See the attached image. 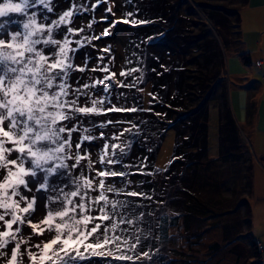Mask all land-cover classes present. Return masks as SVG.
I'll return each instance as SVG.
<instances>
[{
    "label": "rangeland",
    "instance_id": "1",
    "mask_svg": "<svg viewBox=\"0 0 264 264\" xmlns=\"http://www.w3.org/2000/svg\"><path fill=\"white\" fill-rule=\"evenodd\" d=\"M168 1L172 10L177 11L178 14V18L173 20V24H176L179 30L182 29L184 35L179 39L180 42L176 41L170 47L162 43L160 45L149 43L147 46H150L153 52L158 53L159 62L179 57L187 66L188 72L185 70L182 78L180 77L181 86L179 85V91L175 94V98L173 96L174 101L179 100L177 103L175 102L176 105L185 106L184 110L187 111L183 110L184 114L181 116L172 114L171 122L164 130L153 157L154 164L159 167H164L170 157H173L170 161L175 164L173 168L178 173L176 181L166 187L161 210L166 213L185 211L184 220L189 226V233L201 231L200 226L203 223L201 221L205 219L195 217L199 215H205L204 217L210 219L207 224L216 220L226 223L229 236L235 233L239 238H243L249 232L252 238L260 241L261 258L264 260V163L259 162V151L264 152V65H254L253 62L255 55L264 57V0ZM14 2H19V0H14ZM50 6L53 8L51 13L41 4L29 9V13L37 12L38 21H42L43 16L47 15L50 18L47 23H50L51 20L58 19L64 11L72 10V23L61 26L59 38L62 39L67 34L69 26H73L74 29L79 26L84 32L83 36H80V39L84 40L82 43L84 46L78 48L75 53L74 64L83 67L84 62L87 61V70L71 73L70 83L73 84V87L92 83L95 80H103L101 76L104 73L99 69L105 67L109 72L116 73L114 79L119 80V73L126 69L124 62L127 49L124 43L127 40V31H136L131 20L142 17L141 15L137 17L139 15V12H136L137 8L132 6L128 0H102V2H98V0H50ZM109 7L112 9L111 12L108 11ZM129 13L132 15L129 16ZM11 18L19 21L25 19L22 15L15 13L11 14ZM124 19H128L129 23H123ZM89 24L92 25L91 28L88 27ZM112 24L116 26L113 28ZM10 27L13 30L17 29V25ZM105 28L109 29V35L103 34ZM201 32H203L201 36L196 35ZM95 36L101 38L93 39L91 44L87 43L86 38ZM255 37L258 40H255ZM73 38L77 40L76 35L69 34V39L73 40ZM105 49L110 50L105 51ZM210 53L211 58L206 61L205 58ZM240 53L247 54L250 61L247 58L248 61L243 63ZM210 63L212 67H210ZM94 68L97 70L92 71ZM172 70L171 67L166 72V93L172 91ZM105 74L108 73L105 72ZM203 76L209 78L206 81L208 85L210 84V90L207 93L204 90L208 87L203 88L204 85L200 82V78ZM149 86L148 81L144 82L139 95L142 102L140 106L144 107L148 103ZM102 89L98 84L95 89H91V92L97 99L105 97L114 99L118 106L122 107L124 103L121 100L118 102L117 97L107 96V93H104ZM84 99L81 97L82 102ZM244 99L247 101L245 109ZM88 105L91 106L90 99ZM106 105H104L105 108H107ZM155 106L163 109L162 103L156 102ZM188 109L194 110L189 111ZM226 110L231 117V123H233L234 135L229 136L226 142L222 143L224 149L221 150V136L218 132L223 121L222 111ZM122 114L123 112L87 116L77 114V118L82 122L81 127L90 128V134L97 137L93 141H85L81 149V154L88 152L91 159L96 161L95 169L104 167L98 162L99 153L102 151L104 143H116L110 135V131L111 127H121L123 124ZM197 118L199 122L202 120L205 124L204 136H202L204 151L199 153L197 162L194 160L185 161L189 158L185 155V160H181V164H178L176 159L178 160L181 149L173 146L175 144L174 133L176 129L179 131V135H183L187 131L191 133L189 128L193 126L191 124ZM109 120L112 123L108 124ZM101 123L107 124V127H98ZM93 124L96 127H93ZM125 125H127L126 122H124ZM80 136V132L73 133V138L76 140ZM101 136L104 139H100ZM191 140L190 134L186 142ZM201 142L203 141L199 138L195 145L191 143L186 148L192 149L193 146L194 151L202 146ZM135 148L137 155L139 151L141 154L143 153V150L134 144L133 147H128L126 150V153H131L132 157L128 156L126 159L137 166V159L134 157L136 156ZM67 163L71 165L74 160L67 161ZM86 165L87 161H82L80 168L73 170L70 175L66 173L63 179L53 177L54 186L57 189L63 188L65 192L74 190L75 185L72 183V177L79 176L81 171L90 177L95 176V171L88 172ZM111 166L114 170H118L117 165ZM42 177L43 173L38 179H42ZM134 177L135 174H132L131 179L134 180ZM191 178L194 179L191 180ZM29 179L33 178L29 177ZM106 183H112L116 187L121 185V181L117 177L107 178ZM35 187L38 188L39 184H36ZM25 194L31 196L30 193ZM35 195L38 197L35 220L38 221L43 219L47 211L45 205L50 203L47 197L60 196L61 193L58 190L53 191L50 185L48 190L36 192ZM91 195L95 196L98 193L93 192ZM74 199L78 201V197ZM109 199L116 200L117 198L110 193ZM51 206L59 207L57 204ZM186 208L191 210V215ZM93 209L91 214L98 216L100 214L98 206L94 205ZM109 211H111L110 206ZM112 220L105 221L108 223L109 229L113 224ZM180 232L184 236L188 234L187 230L183 228L180 229ZM23 234L26 237L32 235L29 243L34 244L41 243L45 238H51L55 232L53 231L50 235L46 234V236H35L31 229L25 225ZM124 235L128 237V233L125 232ZM188 239L190 240L192 237ZM167 243L168 246L174 245L172 240ZM12 246L14 244L9 248ZM25 247L27 246L22 245L21 250L23 251ZM178 249L181 254L186 256L187 252L194 251L193 253L198 259L206 254L205 249L198 251L182 246ZM23 260L25 264H30L26 253ZM0 264H5L3 258H0Z\"/></svg>",
    "mask_w": 264,
    "mask_h": 264
},
{
    "label": "snow or ice",
    "instance_id": "2",
    "mask_svg": "<svg viewBox=\"0 0 264 264\" xmlns=\"http://www.w3.org/2000/svg\"><path fill=\"white\" fill-rule=\"evenodd\" d=\"M37 4L43 5L49 13L53 12L50 0L0 2V258L5 260V264H25V253L30 264H82L84 261L92 262L93 258H97L99 264L151 261L153 254L149 251H143L135 257L128 254L141 246L140 236L126 237L123 233L127 229H121V234L117 235V223H113L111 229L104 223L117 215L118 209L127 207L125 201L109 199L110 193L133 198L145 197L143 192L126 191L125 188L106 183L109 177L129 175L128 172L107 167L121 163L122 158L117 155V150L124 153V147L116 143H104L98 160L104 167L95 169L96 161L91 159L88 152L81 154V149L85 141L90 142L97 137L90 134V128L81 127L82 122L77 118V114L106 115L108 112H136L137 108L117 107L114 104L105 108V103L111 104V99L94 97L91 89L105 81H113L116 76L107 67L99 69L108 73L103 80L73 87L70 83L71 73L85 72L87 61L83 67L74 64L75 53L84 45L80 39L74 42L70 40L69 34L78 35L83 29L69 26L67 34L59 38L61 26L72 23L73 11H64L58 19L47 23L50 19L47 15L38 21L37 12L29 13V9ZM111 10L109 7L108 11ZM14 13L25 19H12L11 14ZM149 22L131 20L133 25ZM123 23H129V20L124 19ZM11 25H17V29L13 30ZM91 26L88 25L89 28ZM115 26L112 24L113 28ZM103 34L109 35V29L105 28ZM100 38L95 36L86 39L91 44L93 39ZM72 43L77 47H70ZM134 71L138 69L121 71L119 75L129 76ZM117 86L123 88L132 85L119 82ZM112 87V84H104L102 91L110 93ZM81 97L85 98L83 102ZM89 99L91 106L88 105ZM93 127L96 125L93 124ZM98 127L104 128L107 124L101 123ZM124 131L130 132L131 129ZM76 132L81 133L78 140L73 138ZM99 138L104 139L103 136ZM71 160L74 163L69 165L67 161ZM82 161H87L88 172L95 171V176L90 177L81 171L79 176L72 177L74 190L65 192L63 188L57 189L52 178L63 179L66 173L70 175L73 170L80 168ZM41 173L43 177L38 179ZM36 184H39L38 188ZM50 185L53 191L58 190L61 195L47 197L50 202L45 205L47 211L43 219L37 221L38 197L35 193L48 190ZM93 192L98 195H91ZM77 197L78 201L74 199ZM52 204L59 207L53 208ZM94 205L98 206V216L91 214ZM119 223L133 224L134 221L125 220L120 214ZM25 225L35 236L50 235L53 231L55 235L45 238L41 243L30 244L32 235L26 237L23 234ZM22 245L27 246L23 251Z\"/></svg>",
    "mask_w": 264,
    "mask_h": 264
},
{
    "label": "trees",
    "instance_id": "3",
    "mask_svg": "<svg viewBox=\"0 0 264 264\" xmlns=\"http://www.w3.org/2000/svg\"><path fill=\"white\" fill-rule=\"evenodd\" d=\"M128 2L137 8L136 12H139L137 17L142 16L141 18H137V20L150 21L149 23L135 25L136 31H127V40L124 43L127 49L124 62L125 72H130L132 69H138V71L131 72L129 76L121 77L119 75V80L105 81L104 84L113 85L110 93H107V96L117 97L118 102L121 100L124 103L122 105L123 108H137L136 112H123L121 115L123 119L122 128H118V126L111 127L110 135H112V138L119 136V139L114 140L116 144L124 147V153H119V150H117V155L122 158L121 163L117 164V168L119 171L129 173L126 177H117L121 181L120 187L117 188H125L126 191L143 192L145 193V197L133 198L126 195H114L117 198L116 200L127 202V207L118 209V214L112 217V222L119 225L116 234L121 233V229H127L126 233H128V237L140 236L141 246L135 251L128 252L129 255L135 257L143 251H149L153 254L151 261L139 260L136 261V264H264L260 256L261 249L257 246L256 239L254 237L252 238L249 232L243 238H239L235 233L229 236L226 223L212 221L209 226H203L201 228L204 236H200L197 239L196 234H194L192 239L189 240V237L184 236L180 232L184 223L186 229L189 227L184 220L186 212L179 210L177 213H166L164 210H161L163 207L162 198L166 194V187L176 181L178 173L173 168L175 164L169 163L173 157H170L164 167H159L154 164L153 157L156 153L157 145L162 138V134H164V130L171 122L172 118L170 117L172 114L176 116L184 114L183 110L185 106H177L176 103L179 100L174 101V98L177 91H179V85L181 84L179 81L188 68L179 57H174L171 60H161L159 62L158 53L153 52L147 44L157 43L160 45L162 43L170 47L172 43L176 41L180 42L179 39L184 34L182 29L179 30V27L173 24V20L178 18V14L177 11L172 10V6H170L168 0H128ZM75 29L81 28L78 26ZM83 33V31L79 32L76 35L77 39H80ZM202 34L203 32L197 33L196 35L201 36ZM149 37H153V39L150 40ZM80 40L81 43H84V40ZM72 41H75L74 38ZM70 47H76L75 43H72ZM210 55L211 53L206 56V61L211 58ZM247 56V54L240 53V59H242L243 63L248 61ZM171 67L173 69L171 81L173 87L171 92L166 93V72ZM210 67H212L211 63ZM102 72L104 73L101 76L103 79L106 74L104 71ZM208 79L205 76L200 78V82L204 85L203 88L206 89L208 87L204 90L205 93L210 90V84L208 85V82H206ZM147 81L150 85V90L147 93L149 100L145 105L146 107H143L140 106L142 102L140 101L139 95L142 92L144 82ZM119 82L132 86L121 88L117 86ZM104 84H100L102 88ZM121 93L123 95H120ZM129 101L130 103H128ZM156 102H159V104L162 103L163 109L155 106ZM105 104H107V108L111 107L112 104L120 107L114 99L111 100V104ZM188 110L192 111L194 109ZM222 113L223 121L218 132L221 136V144L226 142L229 136L234 135L233 123L230 121L231 117L228 115L227 110L225 112L222 111ZM105 119L107 120V117ZM200 121L197 118L191 124L193 125L189 128L192 131L191 133L187 131L185 134L179 135V131L176 129L174 133L175 144L173 146L181 149L178 154V160L176 159L178 164H181V160H185V155L189 157L185 161L190 162L194 160V162H197L199 153L204 151V146L202 145L204 140L202 136H204L205 124L204 121ZM124 122L127 125L124 126ZM125 129H131V131L125 132ZM121 133H123L122 136L120 135ZM190 134L192 140L186 142ZM199 138L203 141L200 143L202 146H199L194 151L193 146L192 149L189 147L186 148L191 143L195 145ZM132 143L143 150L142 154L139 151L137 155V149L135 148L136 156L134 157L137 159V166L135 164L133 165L131 161L128 162L126 159L128 156L132 157L131 153H126L128 147H133L131 145ZM220 149H224L223 144ZM108 167L112 168L111 165H108ZM141 172L143 174H140ZM132 174H135L134 180L131 179ZM147 197H151V199ZM109 206L111 207V205ZM186 210L189 214H192L191 210L188 208ZM120 214H123L125 220H132L134 223H119ZM104 223L108 225V223ZM169 240L174 241V245L168 246L167 242ZM181 246L198 251L205 249L206 254L204 257L198 259L194 255V251H190L189 253L187 252L186 256L180 253L178 248ZM82 264H99V261L97 258H93L92 262L84 261ZM126 264H130V262H126Z\"/></svg>",
    "mask_w": 264,
    "mask_h": 264
},
{
    "label": "crops",
    "instance_id": "4",
    "mask_svg": "<svg viewBox=\"0 0 264 264\" xmlns=\"http://www.w3.org/2000/svg\"><path fill=\"white\" fill-rule=\"evenodd\" d=\"M255 40H258V38L257 37H255ZM247 58L249 59V57L247 56ZM253 62H254V65H256V64H263L264 65V57H262V55H255L254 57H253ZM249 61H250V59H249ZM260 93V91L258 92V94ZM247 98V97H246ZM245 101V102H244ZM244 101H243V106H244V109H245V104L247 103V101H246V99H244ZM240 103V102H239ZM238 103V104H239ZM244 109H243V112H244ZM256 109V108H255ZM247 118V117H246ZM259 156H260V160H259V162L260 163H264V152L263 151H259ZM186 214V213H185ZM189 215H191V214H189ZM188 215V216H189ZM193 215H195V214H193ZM205 215H199V216H195L197 219H199V218H201V217H203L202 219H205L204 221H201V226H200V228H202L203 226H209L210 224H207L208 222H209V220L210 219H207L206 217H204ZM185 219V218H184ZM218 223H220V221H218V220H216ZM185 222V221H184ZM212 222V221H211ZM210 222V223H211ZM186 226H185V223H184V225H183V229H185V230H187V232H188V234H187V236L190 238V237H193V235L194 234H196L195 236H197V239L200 237V236H204V233H203V231H200V232H198V234H197V232H195V233H193V232H190L189 233V231H188V229H186L185 228ZM256 241H257V246L261 249V247H260V241L258 240V239H256ZM262 255V254H261ZM260 255V256H261ZM262 260H263V258H262ZM263 262H264V260H263Z\"/></svg>",
    "mask_w": 264,
    "mask_h": 264
}]
</instances>
